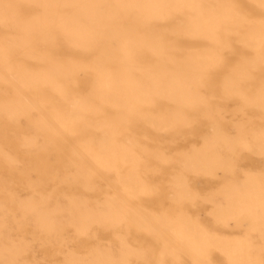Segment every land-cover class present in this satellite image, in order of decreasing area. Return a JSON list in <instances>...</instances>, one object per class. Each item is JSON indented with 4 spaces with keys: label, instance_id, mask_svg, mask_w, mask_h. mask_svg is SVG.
<instances>
[{
    "label": "bare ground",
    "instance_id": "1",
    "mask_svg": "<svg viewBox=\"0 0 264 264\" xmlns=\"http://www.w3.org/2000/svg\"><path fill=\"white\" fill-rule=\"evenodd\" d=\"M0 264H264V0H0Z\"/></svg>",
    "mask_w": 264,
    "mask_h": 264
},
{
    "label": "rangeland",
    "instance_id": "2",
    "mask_svg": "<svg viewBox=\"0 0 264 264\" xmlns=\"http://www.w3.org/2000/svg\"><path fill=\"white\" fill-rule=\"evenodd\" d=\"M200 179H202V178H199V177H198V178H196L195 180H192V181L194 182V185H195L197 188L203 186V185L201 186V184H203V183H201V180H200ZM197 182H199V183H197ZM196 183H197V184H200V186H199V185L197 186ZM204 213H205V211L203 212V210H202V211L199 210V211H198V216H199L200 218L207 217V216L203 215ZM206 213H207V211H206ZM200 214H201V215H200ZM228 222L230 223V224H229L230 227H234V225H233L234 223H233L232 220H231V222H230V220H229ZM205 223L210 224V222H209L208 220H205ZM227 224H228V223H227ZM229 229H230V228H229ZM87 239H89V238H87ZM128 239H131V238H127V239L124 238V240H127V241H128ZM80 240H82V239H80ZM134 240H135V239H134ZM134 240L131 239V241H134ZM82 241H83V240H82ZM82 241H78V242L80 243V242H82ZM84 241L87 242L86 244H88L91 240L88 241V240H86V238H85ZM129 241H130V240H129ZM134 242H135V241H134ZM83 244H85V243L83 242ZM86 244H85V245H86ZM88 246H89V245H88ZM127 247H130V246L128 245ZM127 247H126V248H127ZM126 248L124 247V249H126ZM127 249L129 250L130 248H127ZM128 250H127V251H128ZM122 252L125 253L126 250H124V251H122ZM126 253H127V252H126ZM117 255H119V254L117 253ZM182 255H184V254H182ZM218 255H220L218 251H213V252L211 253V255H210V257H211V258H210L211 261H213V262H217L218 259H219V256H218ZM38 256H39V254L37 253L36 257H37L38 259H39V257H40V259H41V256H39V257H38ZM186 257H187V254L184 255V258H185V259H186ZM40 259H39V260H40Z\"/></svg>",
    "mask_w": 264,
    "mask_h": 264
}]
</instances>
